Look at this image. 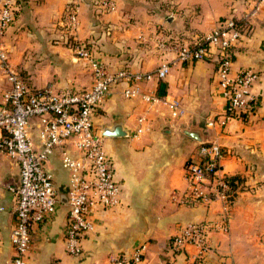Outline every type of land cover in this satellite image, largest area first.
Returning <instances> with one entry per match:
<instances>
[{
    "label": "crops",
    "instance_id": "crops-1",
    "mask_svg": "<svg viewBox=\"0 0 264 264\" xmlns=\"http://www.w3.org/2000/svg\"><path fill=\"white\" fill-rule=\"evenodd\" d=\"M113 1V10L101 11L91 0H17L14 21L2 36L10 64L30 87H87V68L64 43L62 22L70 4L77 8L78 18L73 38L90 43L97 58L109 66L131 72L153 71L173 57L158 45L162 34L192 40L223 18L238 17L245 8L244 0ZM240 69L258 74L252 87L257 103L250 116L225 126L206 124L223 105L215 91L212 61L170 63L161 80L164 95L154 101H145L142 94L155 96L157 80L137 83L139 94L132 98L121 95L124 82L115 85L93 122L99 132L114 122V130L123 133L102 138L114 177L122 185V203L92 216L95 232L73 256L64 251L66 206L58 201L52 218L31 233L26 264H109L113 254L140 244L145 246L141 264H187L193 246L176 250L170 238L186 222L215 220L222 211L227 215L226 231L209 234L204 264H264V0L233 49L231 71ZM6 87L0 75V96ZM172 100L181 114H171ZM200 142L221 147L217 174L231 178L227 197L178 202L185 188L184 167ZM46 167L63 192L67 173L57 151ZM17 183V166L0 156V264H10L12 257L9 232Z\"/></svg>",
    "mask_w": 264,
    "mask_h": 264
},
{
    "label": "built area",
    "instance_id": "built-area-1",
    "mask_svg": "<svg viewBox=\"0 0 264 264\" xmlns=\"http://www.w3.org/2000/svg\"><path fill=\"white\" fill-rule=\"evenodd\" d=\"M261 1L244 0L245 8L238 17L223 18L211 31L192 40L162 34L158 45L171 51L173 57L150 72L112 67L97 58L87 42L73 38L78 26L77 8L67 5L62 22L66 29L64 43L87 68L90 83L83 88L65 86L54 90L49 86H28L10 64L2 36L14 21L17 2L0 0V75L7 85L0 96V156L10 159L18 169L9 232L10 264H26L31 251V233L46 224L55 212L58 188L46 167L55 151L60 167L67 173V182L62 188L66 197L62 241L67 254L77 256L82 252V241L95 232L92 216L97 211L122 203V185L114 177L113 162L104 151L103 137L93 122L94 115L118 83H125L121 95L132 98L139 94L137 83L162 80L174 61L187 64L212 61L215 91L223 105L220 114L206 124L225 126L232 119H245L253 113L256 96L252 87L258 81V74L251 69L232 72L231 63L243 26ZM91 3L101 11L115 7L113 0H91ZM142 98L157 99L148 93L142 94ZM168 106L174 116L183 111L175 100L169 101ZM141 130L138 127L136 133ZM222 156L217 143L198 144L194 158L184 167L185 188L178 202L206 203L214 196L227 197L228 183L217 174ZM226 217L222 211L215 220L186 222L170 238L171 246L176 250L193 246L194 252L187 264H204L209 234L226 231ZM144 250V244H140L130 252L113 254L109 264H141Z\"/></svg>",
    "mask_w": 264,
    "mask_h": 264
},
{
    "label": "water",
    "instance_id": "water-1",
    "mask_svg": "<svg viewBox=\"0 0 264 264\" xmlns=\"http://www.w3.org/2000/svg\"><path fill=\"white\" fill-rule=\"evenodd\" d=\"M122 134V132L114 130V122H112L109 126L104 125L100 131V135L102 137L122 136ZM58 201L60 203H66V197L64 192L58 191Z\"/></svg>",
    "mask_w": 264,
    "mask_h": 264
},
{
    "label": "trees",
    "instance_id": "trees-1",
    "mask_svg": "<svg viewBox=\"0 0 264 264\" xmlns=\"http://www.w3.org/2000/svg\"><path fill=\"white\" fill-rule=\"evenodd\" d=\"M87 44H88L89 47H92L90 43H87ZM164 88H165V83L163 81H161V80H158L156 82V91H155L154 95L156 97H158V98L163 97V95H164ZM256 103H257V100H256ZM225 180L228 183V185L230 186L231 185V178L225 177Z\"/></svg>",
    "mask_w": 264,
    "mask_h": 264
},
{
    "label": "rangeland",
    "instance_id": "rangeland-1",
    "mask_svg": "<svg viewBox=\"0 0 264 264\" xmlns=\"http://www.w3.org/2000/svg\"><path fill=\"white\" fill-rule=\"evenodd\" d=\"M200 36H202V35H200ZM200 36H199V37H200Z\"/></svg>",
    "mask_w": 264,
    "mask_h": 264
}]
</instances>
